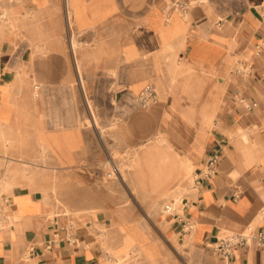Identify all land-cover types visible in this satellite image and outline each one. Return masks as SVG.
I'll return each mask as SVG.
<instances>
[{
	"label": "crops",
	"instance_id": "obj_1",
	"mask_svg": "<svg viewBox=\"0 0 264 264\" xmlns=\"http://www.w3.org/2000/svg\"><path fill=\"white\" fill-rule=\"evenodd\" d=\"M168 1L0 0V181L22 176L13 171L53 140L70 145L46 152L57 168L93 162V134L106 127L94 116L109 112L123 146L164 136L193 166L190 180L170 184H182L178 216L160 225L181 264H264V246L252 241L228 258L215 250L263 225L264 0H179L184 11ZM153 83L157 101L142 109L135 99ZM214 152L217 173L195 183ZM20 182L0 191V264H111L107 247L119 249L124 232L108 215L63 217ZM153 244L144 264H168ZM130 252L119 251L121 264H137Z\"/></svg>",
	"mask_w": 264,
	"mask_h": 264
},
{
	"label": "rangeland",
	"instance_id": "obj_2",
	"mask_svg": "<svg viewBox=\"0 0 264 264\" xmlns=\"http://www.w3.org/2000/svg\"><path fill=\"white\" fill-rule=\"evenodd\" d=\"M168 2V9L170 10L171 3L170 1ZM153 84L155 90L158 92L156 84ZM100 114L101 116L99 113H95L96 117L94 116L93 122L96 126L99 124L106 127L104 128L105 131L102 130L103 127H99V133L98 129H96L93 134L95 149L99 153V157L93 162H82L77 167L57 168V164L49 158L50 156L46 152L48 150L55 152L57 149L67 151L70 145L58 144L56 140H53L52 142L41 144V146L39 145V152L42 158L30 161L29 163L25 162L23 165L21 164L24 167L21 171H13L14 173H23L22 176L11 175L7 176L5 180H1L0 191L11 190L13 184L19 183V179H21L20 184L29 185V187L24 188L31 191H39L44 199L48 200L56 208L57 214H63V216L65 215L64 217L70 213H105L111 220V230L115 231L118 226L119 231L121 233L124 232L119 249L115 250L107 247L110 261L114 257L121 264L123 260L119 256V251L123 250L126 253L131 251L125 256L129 259L128 262L132 261V263L144 264L145 259H143L142 254L151 258L156 251L153 244L156 242L161 247V252H168L169 255L165 256L160 252L158 254V261L162 260L169 264V260H172L173 264H181L180 257L170 251L171 249L163 237L160 225H164V223L160 209L167 200V197L161 199L162 195H174L171 190L184 178L183 170L179 171L175 178L179 182L176 183L175 187H171L170 183L145 195L137 189L132 176L128 175L125 181H120L119 175L115 176L112 174L111 165H117V168L123 165V163L125 165L129 155L134 150L141 148L140 144L147 139L143 140L137 148L123 146L112 135L115 127L112 125V122L108 123L111 120L108 119L110 113L105 112ZM84 122L87 125L91 124V121L86 118ZM142 123L144 126V120ZM99 135L101 140L99 139ZM145 138L147 137L144 136L143 139ZM184 169H189L192 173L193 166L187 161ZM118 223L120 224L118 225ZM6 227L7 225L3 229ZM113 239V244L117 245L118 237ZM115 260L111 261V264H115Z\"/></svg>",
	"mask_w": 264,
	"mask_h": 264
},
{
	"label": "bare ground",
	"instance_id": "obj_3",
	"mask_svg": "<svg viewBox=\"0 0 264 264\" xmlns=\"http://www.w3.org/2000/svg\"><path fill=\"white\" fill-rule=\"evenodd\" d=\"M170 82H171V80H170ZM203 120H204L206 125H209V126L212 125L211 124L212 123L211 118L206 117V118H203ZM211 131H212V129H211ZM140 145H141V148H138V149L134 150L132 152V154L129 155V158L125 162V165L123 163V165L119 166L118 169H119V180L120 181H125L126 177L128 175L132 176L133 182H134L135 186H137V189H139L145 195L146 193L148 194V192H154L157 189H159L160 187H163V186H165L167 184L172 183L175 180V178H176L177 174L179 173V171L183 170L184 175H185L184 176L185 180L186 181L190 180V178H191V170L184 169V166L186 165L187 161L186 160H184V161L178 160V158L176 159L172 155L171 146L166 142V139H165L164 136L155 137L154 140L148 138L146 141H144ZM39 154H41V153H39ZM175 172H176V174H173ZM181 187H182V184L181 185H177L174 189L171 190L173 192V194H174L173 196H167V194L165 193L166 195H164V196L162 195L161 199H165L167 197L166 201H168V203H170L174 208H176L177 205L180 203V200H181V196H180ZM160 210H161V213H162V220H163V223L165 225V223L167 221L172 219V215L166 213L165 211H163V206H162V208ZM154 213H156V211H154ZM160 216H161V214H160ZM5 225H7V219L4 216V223H3L2 227H1L2 230H3V227ZM113 260H115L114 257L111 258L112 262H113ZM115 264H120V263L117 262V260H115Z\"/></svg>",
	"mask_w": 264,
	"mask_h": 264
},
{
	"label": "built area",
	"instance_id": "obj_4",
	"mask_svg": "<svg viewBox=\"0 0 264 264\" xmlns=\"http://www.w3.org/2000/svg\"><path fill=\"white\" fill-rule=\"evenodd\" d=\"M187 5L183 1L176 0L170 4V9L184 11ZM137 105L142 108H148L157 101V93L155 87L151 84H146L140 93L135 99ZM219 161V153H212L206 160L203 168L193 176V181L199 183L202 179L209 178L217 173V165ZM111 172L113 175H119L118 168L111 165ZM108 172V173H111ZM186 206V203L183 204ZM163 211L172 216H178V210L174 208L170 203L163 204ZM263 213V225L259 229H249L248 234H234L223 237L219 240L218 244L215 247V250L218 254L222 255L225 258H228L232 255L233 249L239 246L245 245L248 241H252L257 247L264 246V209ZM183 226L187 231L192 229V224L188 221L182 220ZM4 223L3 209L0 207V229Z\"/></svg>",
	"mask_w": 264,
	"mask_h": 264
}]
</instances>
